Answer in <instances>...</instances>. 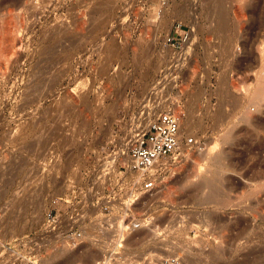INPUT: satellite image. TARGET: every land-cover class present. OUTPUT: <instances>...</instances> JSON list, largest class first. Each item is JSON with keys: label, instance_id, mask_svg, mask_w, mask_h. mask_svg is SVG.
<instances>
[{"label": "rangeland", "instance_id": "1", "mask_svg": "<svg viewBox=\"0 0 264 264\" xmlns=\"http://www.w3.org/2000/svg\"><path fill=\"white\" fill-rule=\"evenodd\" d=\"M240 1L0 0V264H264V115L241 121L214 23L230 11L232 76L246 77L264 18L240 23ZM165 109L194 143L130 200L128 150ZM204 171L217 172L213 200Z\"/></svg>", "mask_w": 264, "mask_h": 264}, {"label": "bare ground", "instance_id": "2", "mask_svg": "<svg viewBox=\"0 0 264 264\" xmlns=\"http://www.w3.org/2000/svg\"><path fill=\"white\" fill-rule=\"evenodd\" d=\"M217 2V1H216ZM220 5V4H219ZM222 6V5H221ZM216 7V6H215ZM229 7V6H228ZM212 8H213V6H212ZM217 8H219V7H217ZM222 8H223V6H222ZM216 9V8H215ZM214 9V10H215ZM209 10V9H208ZM211 10V9H210ZM209 10V11H210ZM220 10V9H219ZM218 10V11H219ZM217 11V10H216ZM217 13V12H216ZM229 14H230V11L228 12V10H226L225 9V11L224 10H222V11H219L218 13H217V16H216V22H214L217 26H218V28H222L223 30H224V32H225V36H226V61H227V64H228V66H229V69H228V72H227V83H228V87L226 88V89H228L229 90V92L228 93H233V91H235L236 93H237V96L238 97H240L242 100H243V102H242V108H243V112L241 113V117H242V122L243 123H247V124H249V123H253L252 121L254 120V119H256V118H254L252 115H251V113H250V111H249V108L250 107H252V106H254V110H255V112H256V114H258L259 115V117H260V115L262 116V115H264V39L263 40H261L260 42H259V44H258V46H257V60H258V64H257V67H255V69H252L251 67V69H250V73L245 77L244 76V78H240L239 76H238V78H240V80L239 79H233V76H232V71H233V65L232 64H234V62H235V60H234V62L232 63V57L234 56V54H235V44H237L238 42H239V40H238V36H236L235 35V33L233 32V29H232V26H231V22H230V16H229ZM235 14H238V16H239V22L241 23L242 22V24H243V21L242 20H244L245 18H247V17H250V19H251V23H250V27L251 28H255V27H257L259 24H260V22H261V19H263L264 18V0H241L240 1V4H238V7H237V11H236V13ZM16 15V14H15ZM237 16V15H236ZM239 23V24H240ZM3 24V23H2ZM247 29V28H246ZM18 30V29H17ZM17 30L15 31V32H17ZM249 30H250V28H249ZM8 31V30H7ZM223 32V33H224ZM249 32V31H248ZM248 32L246 33V35L248 36ZM3 33V32H2ZM251 33V32H250ZM1 34V33H0ZM46 34V33H45ZM224 35V34H223ZM5 36V35H4ZM2 37V36H1ZM0 37V38H1ZM23 37V36H22ZM5 39V38H4ZM16 37L15 36H13V40H12V47H15V45H16ZM22 41V40H21ZM8 43V42H7ZM243 43H244V41H243ZM247 43H248V41H247ZM23 44V43H22ZM239 44V43H238ZM240 44H241V40H240ZM4 45V44H3ZM243 45V44H242ZM248 45V44H247ZM45 46V45H44ZM238 46V45H237ZM2 47V46H1ZM6 47V46H5ZM59 47V46H58ZM243 47H246V45L245 46H243ZM237 48V47H236ZM15 49V48H14ZM44 49V48H43ZM4 51V50H3ZM2 51V52H3ZM42 51V50H41ZM54 51V50H53ZM6 52V51H5ZM1 54V53H0ZM12 55V54H11ZM16 57H17V55H16ZM234 58V57H233ZM10 59V58H9ZM256 59V58H255ZM11 60H13V59H11ZM10 60V61H11ZM46 60V59H45ZM50 60V59H49ZM240 60V59H239ZM237 60L236 62H237V64H235V66L237 65V68H239V69H243V67H242V64L244 65V61H242V60ZM244 60H247V59H244ZM249 62V61H248ZM248 62H247V64H248ZM7 63V62H6ZM20 63V62H19ZM45 63V62H44ZM251 63H252V61H251ZM8 64V63H7ZM9 65H10V63H9ZM238 65H239V67H238ZM249 65V64H248ZM5 66V65H4ZM18 66V65H17ZM7 67V66H6ZM104 67V66H103ZM46 69V68H45ZM15 71V70H14ZM50 72V71H49ZM235 72V71H234ZM43 73V72H42ZM234 74V73H233ZM236 74H238L237 72H236ZM241 74V73H240ZM239 74V75H240ZM33 75V74H32ZM43 75V74H42ZM46 75V74H45ZM243 77V76H242ZM32 78V77H31ZM236 78V77H235ZM49 80V79H48ZM237 80V81H236ZM29 81V80H28ZM53 82V81H52ZM20 83V82H19ZM43 84V83H42ZM15 88V87H14ZM30 89V88H29ZM5 90V89H4ZM225 94H227L226 92H224ZM41 95V94H40ZM227 95H229V94H227ZM36 96V95H35ZM43 96H44V94H43ZM224 97V96H223ZM226 98H227V96H226ZM35 101V100H34ZM248 107V109H246ZM62 109V108H61ZM63 110V109H62ZM45 111V110H44ZM48 111V110H47ZM154 112H155V109L154 108H152V106L150 107V109L148 108V110L146 111V116H144V117H146V120H148L150 117H152V115L154 114ZM29 114V113H28ZM61 114V113H60ZM253 114V113H252ZM28 116V115H27ZM55 121V120H54ZM144 121V120H143ZM143 121L141 122V123H143ZM263 121H264V119H263ZM50 122V121H49ZM255 122V121H254ZM259 123V122H258ZM141 125V124H140ZM250 125V124H249ZM248 125V126H249ZM252 125V124H251ZM259 126H260V123L258 124ZM144 126V125H143ZM247 126V125H246ZM247 126V127H248ZM262 126V125H261ZM140 127H142V125L140 126ZM146 127L147 126H145V128H143V129H140V131H142L141 133H140V131H138L137 133L139 134V136L141 135V134H143V132L145 131V129H146ZM181 127V126H180ZM251 127V126H250ZM49 129V128H48ZM53 129H55V128H53ZM263 129V128H262ZM261 130V129H260ZM40 132V131H39ZM46 132V131H45ZM52 133V132H51ZM229 132L227 133L226 132V135H225V139L227 138V137H229ZM51 136V135H50ZM138 136V137H139ZM134 139V138H133ZM228 139V138H227ZM226 139V140H227ZM48 141V140H47ZM46 143V142H45ZM122 144V146H124L125 144H126V141H124V142H122L121 143ZM32 145H33V143H32ZM29 150H30V148H29ZM6 153V152H5ZM221 153H222V150L219 148V147H216V148H214L213 149V151H212V158H211V161H212V165L214 166H216V167H218V168H220V156H221ZM172 155H175V153L174 154H172ZM172 155H170V156H167V157H165V158H169V157H171ZM4 158V157H3ZM162 159H164V158H162ZM162 159H160L158 162H157V165H160V162H161V160ZM63 163V162H62ZM10 164H13V162H10ZM5 165V164H4ZM10 165H8V167H9ZM14 165H12V167H13ZM10 168V167H9ZM7 169V168H6ZM11 169V168H10ZM16 172V171H15ZM1 173V172H0ZM11 174V173H10ZM127 178L130 180V183H133L136 179H138V177H139V175H138V173H136V172H134V171H132V170H130V168H129V166H127ZM202 174V173H201ZM30 176H32V175H30ZM201 178H202V180H201V183H203V184H206L207 186H209L210 187V191H209V194H208V197H209V199H214V198H216V193H217V189H218V187H217V184L215 183V180H216V178H217V172H210V171H204V173L201 175ZM40 179V178H39ZM32 180V179H31ZM34 181V180H33ZM198 183H196V185H197ZM42 185V184H41ZM199 185L200 186H202L201 184H200V182H199ZM198 185V186H199ZM199 186V187H200ZM28 188V187H27ZM27 188H25L26 190H25V192L26 191H28L27 190ZM129 189H132V187H130V188H128V190ZM32 190V189H31ZM24 191V190H23ZM18 192V191H17ZM24 192V193H25ZM29 192V191H28ZM27 193V192H26ZM24 194L25 196L27 195V194ZM35 193V192H34ZM29 194V193H28ZM33 194V193H32ZM15 195V194H14ZM25 196H18V197H16V198H18V200H20V202L18 201L17 202V204L18 203H21L22 202V204L24 205V203H26L27 204V202H28V198L27 199H25ZM27 197V196H26ZM129 198H130V200H131V195H129ZM32 199V198H31ZM33 200V199H32ZM13 201V200H12ZM15 201H17V199H15ZM25 201V202H24ZM27 201V202H26ZM24 202V203H23ZM14 203V202H13ZM26 204L24 205V206H26ZM29 204V203H28ZM30 204H31V202H30ZM33 204V203H32ZM34 204H35V208L37 209L38 207H39V205L38 204H40V202H34ZM125 204H128L129 205V201H127ZM22 205V206H23ZM11 206V205H10ZM13 206V205H12ZM18 206V205H17ZM16 207V206H15ZM20 207V206H19ZM29 207V206H28ZM17 208V207H16ZM15 209V208H14ZM27 209V208H26ZM20 210H21V208H20ZM18 212V211H17ZM16 214V213H15ZM14 217V216H13ZM23 217V216H22ZM12 218V217H11ZM13 219V218H12ZM27 219V218H26ZM23 220V219H22ZM21 221V220H20ZM18 222V221H17ZM20 225V224H19ZM13 226V225H12ZM15 230V229H14ZM93 231V230H92ZM95 231H97V230H95ZM90 232V231H89ZM93 233V232H92ZM92 233H91V235H92ZM58 251H60V249H58ZM57 251V252H58ZM66 251V250H65ZM56 252V253H57ZM59 254V253H58ZM87 254V253H86ZM92 254L93 253H91V254H89L88 255V257L87 258H92ZM150 254V253H149ZM57 255V254H56ZM156 255V254H155ZM155 255H153V256H155ZM87 256V255H86ZM85 256V257H86ZM82 258V257H81ZM79 259V258H78ZM93 259V258H92ZM68 261H67V263L66 264H73L72 262H74L75 261V259H73V258H70V259H67ZM139 260V259H138ZM79 261V260H78ZM153 263V262H152ZM75 264H81V263H75Z\"/></svg>", "mask_w": 264, "mask_h": 264}, {"label": "built area", "instance_id": "3", "mask_svg": "<svg viewBox=\"0 0 264 264\" xmlns=\"http://www.w3.org/2000/svg\"><path fill=\"white\" fill-rule=\"evenodd\" d=\"M167 42L172 45L177 43L173 36L168 37ZM193 143L192 136L181 133L180 117L177 114L169 109L158 113L128 150V166L139 175L138 179L130 183L133 188L131 197L155 189L154 176L159 169L157 162L178 153L183 145L192 146ZM115 258L116 256L112 260ZM159 264L180 263L176 256L168 255L161 258Z\"/></svg>", "mask_w": 264, "mask_h": 264}]
</instances>
